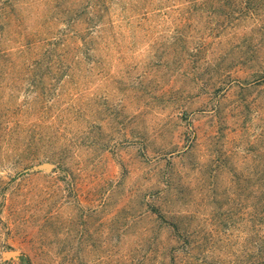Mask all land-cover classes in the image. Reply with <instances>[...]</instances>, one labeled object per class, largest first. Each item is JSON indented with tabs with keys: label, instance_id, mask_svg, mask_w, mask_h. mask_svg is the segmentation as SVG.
Segmentation results:
<instances>
[{
	"label": "rangeland",
	"instance_id": "374dc122",
	"mask_svg": "<svg viewBox=\"0 0 264 264\" xmlns=\"http://www.w3.org/2000/svg\"><path fill=\"white\" fill-rule=\"evenodd\" d=\"M116 1L122 25L85 62L0 60V264H249L264 240V0ZM76 10L0 0V49L41 48ZM177 69L197 77L161 95ZM53 72L64 87L28 86ZM38 131L52 142L19 161ZM157 196L172 219L147 213Z\"/></svg>",
	"mask_w": 264,
	"mask_h": 264
},
{
	"label": "trees",
	"instance_id": "16d2710c",
	"mask_svg": "<svg viewBox=\"0 0 264 264\" xmlns=\"http://www.w3.org/2000/svg\"><path fill=\"white\" fill-rule=\"evenodd\" d=\"M101 1L102 5L106 6L109 9V13L107 15H101L100 11V4ZM140 1V0H139ZM66 7L75 6L77 10L74 12L69 13L70 16L66 18L67 20V31L66 32H59V34H55L52 36L46 35L43 40V44L41 48L31 47V45H21L18 47H14L11 49H0V60H25L29 58L35 59H42L46 62L47 65L50 64H64L67 61H73L74 64L83 62L88 59L90 56V49L92 43L105 41L104 38L100 37V32L108 26V29L111 31L116 28L120 27L122 24V18L118 17L115 18L113 16V12L111 13L110 9L114 10V7L121 6L118 4L116 0H108L109 6L104 2V0H64ZM105 27V28H102ZM199 44L196 49L193 51H187L180 57V60L183 62L184 58H186V54L189 56L192 55L189 52H193L195 54V50L199 49ZM187 50V49H186ZM174 52H178L174 50ZM173 52V54H175ZM78 54V55H77ZM91 57V56H90ZM176 58V57H175ZM9 60V61H10ZM85 62V61H84ZM179 65L181 62L178 63ZM50 68V66H49ZM52 76V71L47 72ZM61 74L67 75L69 78L70 73L68 71H63ZM192 74V73H191ZM53 77H50L46 81H42L40 86L37 85L35 81L32 84H29L31 89H39L40 92L51 93V91L55 90L57 87L62 88L64 84L68 82L65 79V82L61 81V75L57 72H53ZM62 75V76H64ZM165 75V73H162ZM197 77V75H190V73H183L180 72L179 69L174 71L170 74V80L172 82L168 91H162L161 95H166L168 93H176V82L181 80L183 77ZM54 82V83H52ZM72 89H76V85H72ZM50 95V94H49ZM56 95V94H55ZM54 97V96H53ZM18 131L22 133L24 131L23 128L18 127ZM18 135V134H17ZM44 137L46 139L44 140ZM50 135L46 134L45 132L42 134L41 131L37 132V141H31L29 143H22L19 144L21 153L20 160L26 163H31L33 159L38 153L47 149L49 144L52 142L50 141ZM164 200H160V196L152 198L149 201H143L145 206H149L147 209V213L153 216H158L159 218L165 219H172V211H168V209H164ZM261 244V249H257V253L251 257L249 264H264V240L259 241V245ZM174 261V260H173ZM161 264H165L162 262Z\"/></svg>",
	"mask_w": 264,
	"mask_h": 264
},
{
	"label": "water",
	"instance_id": "95a60500",
	"mask_svg": "<svg viewBox=\"0 0 264 264\" xmlns=\"http://www.w3.org/2000/svg\"><path fill=\"white\" fill-rule=\"evenodd\" d=\"M53 166H54L53 163L47 161V162H43V163H40V164L33 165L31 167V169H34V170H45V171L49 172V171L52 170ZM5 255L6 256L16 255V252L15 251L5 252Z\"/></svg>",
	"mask_w": 264,
	"mask_h": 264
}]
</instances>
